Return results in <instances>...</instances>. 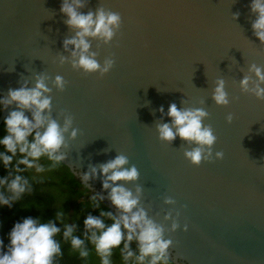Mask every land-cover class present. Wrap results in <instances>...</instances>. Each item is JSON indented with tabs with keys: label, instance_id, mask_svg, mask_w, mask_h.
<instances>
[{
	"label": "water",
	"instance_id": "obj_1",
	"mask_svg": "<svg viewBox=\"0 0 264 264\" xmlns=\"http://www.w3.org/2000/svg\"><path fill=\"white\" fill-rule=\"evenodd\" d=\"M61 3L0 0V96L47 77L51 117L62 125L70 116L77 132L75 139L65 136L62 163L78 178L96 167L85 185L117 214L99 166L126 156L138 178L124 187L133 195L139 188V207L171 241L168 258L175 264H264V98L239 86L245 75L255 81L250 66L264 70L251 0H87L84 14L100 8L120 16L110 42L89 41L101 65L113 60L102 76L71 67L63 41L74 33ZM60 56L68 58L64 64ZM57 75L62 90L52 84ZM220 79L226 106L211 99ZM171 103L208 113L203 123L216 137L209 160L193 165L184 152L195 145L158 138L156 126L170 123ZM12 110L0 111V125Z\"/></svg>",
	"mask_w": 264,
	"mask_h": 264
},
{
	"label": "clouds",
	"instance_id": "obj_2",
	"mask_svg": "<svg viewBox=\"0 0 264 264\" xmlns=\"http://www.w3.org/2000/svg\"><path fill=\"white\" fill-rule=\"evenodd\" d=\"M87 0H62L60 13L65 17L64 23L74 35L63 41V48L69 53L71 67L84 73H99L101 76L109 72L113 66L112 59H105L103 64L90 51V40L110 42L120 24V16L113 12H105L98 8L86 14L80 10L86 6ZM251 13L255 19L251 23L253 35L264 44V0H251ZM237 17L234 16V19ZM64 56L58 57L64 64ZM249 72L255 81L245 75L239 82L240 89L264 98V70L255 65ZM47 77L38 75L33 86L25 81L17 89H9L6 96H0V111L15 105V110L8 112L3 120V132L0 136V168L6 172L0 176V208H11L21 197L32 191L28 170L44 173L61 164L65 159L67 148L65 136L75 139L77 132L72 129V118L65 116L62 125L53 119L51 113V88L47 86ZM53 86L62 90L64 81L57 75ZM217 106L228 104L225 83L217 80L211 96ZM163 113V108L159 109ZM30 113V118L25 113ZM167 116L170 123H158V138L170 143L176 138L195 145L184 152V158L193 165L201 160H209L216 137L211 127L203 121L208 113L202 108H177L175 103L168 106ZM231 122V116L228 118ZM71 129V131H70ZM220 159L222 153L216 152ZM47 161V165L42 161ZM128 159L117 155L99 166L102 177L101 187L106 191L117 214L101 210L99 215L88 214L83 219V237L75 234L76 225L68 223L63 210L56 211L51 219L43 220L40 216L26 217L15 222L7 233L8 244L0 241V264H56L61 257V242L70 244L81 260L89 257L90 245L99 259V264H113V252L119 249L123 264H169L168 249L171 241L163 238V229L148 217L145 210L139 207L140 190L136 194L124 187L138 178L135 166L127 167ZM97 168L90 167L80 176V182L86 184L95 179ZM101 198L90 197V207L99 208ZM165 203H172L166 199ZM167 218V217H166ZM106 221H109L106 223ZM61 225V226H57ZM176 228V224H172ZM135 243V250L131 245Z\"/></svg>",
	"mask_w": 264,
	"mask_h": 264
},
{
	"label": "trees",
	"instance_id": "obj_3",
	"mask_svg": "<svg viewBox=\"0 0 264 264\" xmlns=\"http://www.w3.org/2000/svg\"><path fill=\"white\" fill-rule=\"evenodd\" d=\"M3 134L2 122L0 136ZM42 162L45 165L48 163L46 160ZM5 174V170L0 168V176ZM23 174L29 178L32 191L25 193L11 208H0V241H3L4 246L8 244L7 233L12 225L29 216H40L43 220H47L53 218L56 211L63 210L67 222L76 225L75 234L84 238L83 219L86 215H99L101 210L112 212L115 215L103 199L99 202V208L90 207V197L92 195L99 197V195L85 184H82L80 178L75 176L62 162L59 166L44 173L38 174L34 170H28ZM2 190V187H0V191ZM58 239L61 242L62 255L56 261V264H99L98 257L91 246L87 245V241L86 247L89 249V257L85 261L79 258L78 253L71 249L68 242L63 241L61 237H58ZM131 247L135 250V243ZM112 259L113 264H123L119 249L114 250ZM168 261L169 264H175L169 258Z\"/></svg>",
	"mask_w": 264,
	"mask_h": 264
}]
</instances>
